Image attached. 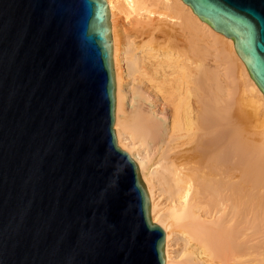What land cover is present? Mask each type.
<instances>
[{
  "label": "water",
  "instance_id": "95a60500",
  "mask_svg": "<svg viewBox=\"0 0 264 264\" xmlns=\"http://www.w3.org/2000/svg\"><path fill=\"white\" fill-rule=\"evenodd\" d=\"M264 95V0H182ZM105 0H0V264H164L116 144Z\"/></svg>",
  "mask_w": 264,
  "mask_h": 264
},
{
  "label": "bare ground",
  "instance_id": "6f19581e",
  "mask_svg": "<svg viewBox=\"0 0 264 264\" xmlns=\"http://www.w3.org/2000/svg\"><path fill=\"white\" fill-rule=\"evenodd\" d=\"M105 2L116 144L136 164L150 219L164 231V264H264V95L233 40L182 0ZM127 30L150 38L160 34L167 49L147 41L136 47ZM207 48L214 63L202 58ZM157 52L168 57L157 65L177 72L151 84L158 108L140 84L123 87L124 71L148 82L144 61ZM250 105L255 114L246 112ZM233 110L241 116L239 130H229ZM175 238L183 243L177 254L171 248Z\"/></svg>",
  "mask_w": 264,
  "mask_h": 264
},
{
  "label": "rangeland",
  "instance_id": "374dc122",
  "mask_svg": "<svg viewBox=\"0 0 264 264\" xmlns=\"http://www.w3.org/2000/svg\"><path fill=\"white\" fill-rule=\"evenodd\" d=\"M127 31H128V35L130 36V39L133 40L134 46H136V47H138L139 45H141V44H143V43H145L147 41V44H151L152 46H155L158 49H163V50H166L167 49V47L164 45V43H165L164 41L165 40L163 39V37L160 34H157V36L155 34L153 36V38H150V37H147L146 34H140V35L138 34L137 35V34H134L133 32H131V30H127ZM162 42H164V43H162ZM207 49H206V52H205V50H203L202 58H203V60L206 63H209V64L214 63V59L212 61L210 60L212 58L211 57L212 54L210 53V51H212V50L209 48L208 51H207ZM135 51H136V53L138 55L140 54L138 48L135 49ZM156 56L157 57H155V59L153 57H150V58L149 57L148 58L146 57V59L144 61L145 64H146L145 66L148 68L147 69V73H148L147 75L148 76H143V77H144V79L147 78L146 81H148V82L141 83L139 81V79H143V78L142 77L140 78V75L138 73H136L135 75L131 76V75H127L128 74L127 71H124V74H123V87L126 90H128L132 85H134V84H140L144 89L147 90V92L149 93L151 99H153L154 104H156V106L158 108V107H162V105L160 104L159 101H157L155 99L154 93L151 92V89H153L154 87L156 88V85L160 81V79H163V77L161 78V75H165L168 79H172V78H174L176 76L177 72H176V69L174 67H166V66H164L165 64H161L163 66H161L160 64L157 65L158 63H160L161 60L164 61V63H165V60H167L166 62H168V57L167 56H164L163 57L162 54H159L158 52L156 53ZM165 57H166V59H165ZM215 62H218V60L215 61ZM151 84H156V85H151ZM231 85L234 87V84L232 82L229 83V84H227V86H230V88L232 87ZM225 88H226V86H225ZM168 91H169V89H168ZM162 96H164L166 99L169 98V96L165 92H164V94ZM252 107L253 108L251 109V105L250 106H247L246 108L248 110L246 109L247 110L246 112H249V114H252V113L255 114L256 111H257V109L254 106H252ZM238 113H239L238 111L236 112V110L235 111L233 110L232 116H234L235 118L234 117L232 118V116H231L232 119L230 118V120H231L230 121L231 126H230V129L229 130H239L237 123H240L241 122V116L239 114L240 117L238 119L236 117V115ZM217 122L218 121H216L214 123L216 125L217 124L219 125V123H217ZM209 124H210L209 127H211L212 126V123H209ZM216 125L214 126V124H213V126H212L211 129L217 130L216 129ZM206 127H207V125H206ZM239 127H240V125H239ZM208 129H210V128H208ZM182 245H183V243H182L181 239H178V238L173 239L172 246H171V248L173 250V253L174 254H177V252L182 248Z\"/></svg>",
  "mask_w": 264,
  "mask_h": 264
}]
</instances>
